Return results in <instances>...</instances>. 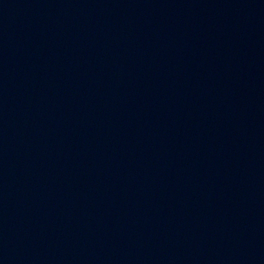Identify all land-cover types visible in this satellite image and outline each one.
Returning a JSON list of instances; mask_svg holds the SVG:
<instances>
[{
    "label": "water",
    "instance_id": "water-1",
    "mask_svg": "<svg viewBox=\"0 0 264 264\" xmlns=\"http://www.w3.org/2000/svg\"><path fill=\"white\" fill-rule=\"evenodd\" d=\"M0 264H264V0H0Z\"/></svg>",
    "mask_w": 264,
    "mask_h": 264
}]
</instances>
